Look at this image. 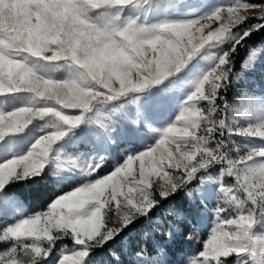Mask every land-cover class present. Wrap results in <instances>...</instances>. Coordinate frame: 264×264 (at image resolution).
Returning <instances> with one entry per match:
<instances>
[{
  "label": "snow or ice",
  "instance_id": "6c2138e0",
  "mask_svg": "<svg viewBox=\"0 0 264 264\" xmlns=\"http://www.w3.org/2000/svg\"><path fill=\"white\" fill-rule=\"evenodd\" d=\"M141 3L150 0H0V214L23 216L24 203L8 186L47 179L53 166V175L73 169L94 177L58 195L49 211L0 223V241L11 244L0 251V264H93L96 249L111 250L110 264H168L149 233L134 239L127 230L141 218L152 223L180 192L189 208L213 196L224 201L214 209L203 250L186 264H233V257L235 264H264V91L250 94L259 49L246 47L264 31V4H216L155 22L122 15ZM257 9L260 15L248 14ZM242 49L241 102L234 106L226 94ZM57 71L66 75L57 78ZM141 96L148 99L130 117L125 104ZM101 108L108 112L103 131L92 127ZM35 121H44L42 134L23 154L12 151L33 140ZM82 124L91 126L81 129L91 132L85 142L103 152L146 129L155 143L128 153L103 176L100 152L82 154L86 167L73 160L66 168L59 142ZM217 167L214 178L209 173ZM225 177L233 182L226 185ZM177 215L185 225L201 224L192 212ZM179 231L170 225L167 234ZM65 239L72 247L57 256V242ZM117 241L119 253L112 249Z\"/></svg>",
  "mask_w": 264,
  "mask_h": 264
},
{
  "label": "rangeland",
  "instance_id": "374dc122",
  "mask_svg": "<svg viewBox=\"0 0 264 264\" xmlns=\"http://www.w3.org/2000/svg\"><path fill=\"white\" fill-rule=\"evenodd\" d=\"M235 2H244L249 3L246 0H150V4L141 3L138 7L130 9L122 15L135 18L137 16L144 17L147 15L151 22L164 16L169 18H181L184 13L187 14H199L201 11H207L210 8L214 7L216 4H231ZM250 4H264L263 3H250ZM250 16L260 15L259 10H254L248 13ZM256 20L253 18V21L249 23H255ZM215 26V25H213ZM247 49L257 48L259 49L257 60L259 63L254 62V67H256L255 73L252 75L251 80L253 81L252 89L255 91H250L247 89L241 88L239 91L243 93L244 91H250V94L259 96L260 91H264V40L260 41L255 45L248 44ZM246 55V54H245ZM251 71V69H249ZM57 78L63 77L66 75L63 71H57L54 73ZM240 75V68L233 71L231 75L232 80V90L230 93H227L229 97V104L239 105L240 95L237 93V88L241 84V80L237 77ZM148 98L141 96L140 100H137L136 104H125V110L129 111V116H134L137 107ZM11 110V109H9ZM100 115L96 124L92 125L94 128H100L101 122H107L108 112L105 108L100 109ZM179 114V108L176 107L170 119L175 120V116ZM44 121H35L34 127L30 125L29 128L33 129L32 135L33 140L29 141L27 144L20 143L12 151L23 154L30 147V143L34 142V138L42 134L39 130V126L43 125ZM167 123L164 124H154L152 127H166ZM91 126L82 124L79 128L74 129L72 133L66 135L62 141L59 142V151L61 153L60 159L63 162L66 168L72 167V161H77V164L80 168L86 167V160L83 158L82 154L87 153L88 155H94L97 152L105 155L106 159L104 166L106 171L101 173L103 176L106 173L114 170V166L117 163H122L123 159L130 152H138L146 150L147 145L154 144L155 140L153 138V133L148 129L145 130L146 134L143 137L134 138V139H122L118 143H113L110 145L106 152H103L98 146L94 145L90 141L91 132L85 131L81 133V129H89ZM100 131H103L100 128ZM27 133V130H26ZM77 134H80L78 138ZM71 137V139H70ZM67 141L68 143H65ZM54 149L58 145L53 146ZM51 155V153H50ZM56 171L55 166L52 167L50 172L47 175V179H41L40 177H33L31 181H21L15 185H9L8 191L9 195H16L24 203L25 212L23 216L16 215L10 209H5L3 214H0V223L12 224L20 218H26L27 215H35L36 213L49 211V205L54 202L55 198L60 194H65L67 192L73 191L76 187L82 185L87 180H91L94 177H85L79 173L77 170L73 169H62L60 175H53ZM211 176H219V167L210 171ZM233 182V179L230 177L224 178V183L230 185ZM199 185V180L191 185L192 188H196ZM215 189V185L211 186ZM185 194V193H184ZM204 203H198L189 208L188 204L179 205L178 203H171L170 200L162 208H159L157 212L153 215V222L148 223L143 218L136 221L134 224L130 225L127 232L128 235L135 238H143L144 233H149L151 235V240L153 242H158L160 248L163 250V253H167L168 264H186V261L192 258L195 255H198V252L203 250V244L206 242L211 234V230L215 227V214L214 209L217 206V203L224 205L222 199L217 200L214 196ZM192 212L193 214L201 218V224L193 227L192 225H185L181 218L177 215L179 212ZM234 215V213L229 211V213ZM162 221V224L157 223V221ZM176 226L181 229V231L175 233L174 238L168 236V227ZM43 226V225H39ZM258 234L260 232L258 231ZM3 235V229L0 228V236ZM11 246V245H10ZM67 247L71 249L72 244L70 240L65 239L64 241L57 242V248L54 250L55 254L60 251L62 247ZM117 253L120 251V242L117 241L115 245H112ZM93 264H110V259H112L111 250L106 249H96L92 253ZM51 260V257L49 258ZM231 259V258H230ZM233 264H235V258H232ZM42 264H47V262H42ZM54 264V262H53Z\"/></svg>",
  "mask_w": 264,
  "mask_h": 264
},
{
  "label": "trees",
  "instance_id": "16d2710c",
  "mask_svg": "<svg viewBox=\"0 0 264 264\" xmlns=\"http://www.w3.org/2000/svg\"><path fill=\"white\" fill-rule=\"evenodd\" d=\"M246 1H248L249 3H263L264 2V0H246ZM251 21H253V19ZM262 40H264V31L259 32V33H254L248 44L255 45ZM245 54H246V50L242 49L238 55L237 62H235V70L239 69V60L242 57H244ZM186 200H187V197L184 194V192L177 193L174 197L170 198L171 203H174V204L178 203L179 205L185 204ZM10 245H11L10 242L0 241V251L5 250L7 247H10Z\"/></svg>",
  "mask_w": 264,
  "mask_h": 264
}]
</instances>
